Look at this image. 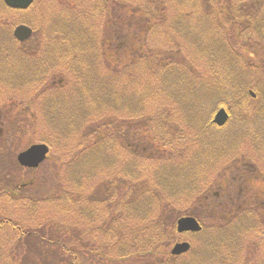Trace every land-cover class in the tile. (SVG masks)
I'll return each mask as SVG.
<instances>
[{
	"label": "rangeland",
	"instance_id": "obj_1",
	"mask_svg": "<svg viewBox=\"0 0 264 264\" xmlns=\"http://www.w3.org/2000/svg\"><path fill=\"white\" fill-rule=\"evenodd\" d=\"M148 1L127 0L118 6L117 0H108L107 3L106 0H73L75 4L69 10L68 20L61 15L62 11H67L64 7L66 2L62 1L64 4H60L58 0H34L32 7L25 12L18 10L3 12L0 10V23H6L13 27L19 24L24 25L23 22H27V25L34 26L31 27L34 31H41V36L39 34L38 37L34 36L25 41H18L14 37V39L0 38V70H2L0 72V185L4 187L0 189V223L3 222V228L0 227V264H53L54 258L51 256L54 253L49 254L45 251L49 248H45L44 242L39 243L35 236H30L44 232L43 228L50 232L49 226L52 222L63 224L66 229L67 241L81 234V243L84 246L89 244V249L81 247V250H78L82 251V255L79 256L80 264H119L118 261H111L110 257L120 256L117 251L120 246L115 247L114 240L106 236L104 230L98 228L99 226H109L114 218L120 222H126L125 217H127L128 223H130L129 229L137 228L142 231L144 224L141 220L132 219L131 217H135V215L129 214V210H122L124 217H120L121 212H110V206L113 204L115 208L117 206V199L113 197L117 192L114 187L116 188L117 184L127 181L126 172H130V187H126V193L130 198H134V203L141 196L140 193H136L137 191H133L134 188L142 187L144 190L149 189L157 192V197L152 201L154 204L152 212L147 213L146 217L141 216L140 218L150 217L151 222L155 225L164 219L162 217L164 206L166 208L173 207L174 212H184L185 210L198 212L201 217L199 221L205 227L204 232L206 231L208 236L220 239L217 249L210 253L198 249L200 238L189 234L186 237L176 236V240L186 241L191 246L190 251L179 256L180 264H264V209L258 205L254 206L255 208L248 206L246 209L251 211L248 212L242 208L234 209L232 205L229 206L225 203L230 200L232 204L243 203L245 200L250 202L256 200L255 202L259 201L264 205V185L257 178L250 184V192L256 195V198L254 196L252 198L251 195H243L240 198L238 195L232 196L229 193L230 191L237 192V189L240 188L245 177L244 171L248 166L246 164H250V162L253 164L254 161H257V164L254 163L257 169L264 171V159L257 149L259 140L256 142L251 137L237 135L240 130L234 124L224 126V128L212 124L213 115L219 109H225L224 106L216 107L217 111L215 110L216 112L210 117L208 115L213 110V104L209 103L213 102V98L216 97L213 80L210 81L212 72H208L202 65L197 66L193 58L191 59L190 52L183 49L181 52L182 66L178 64V61L173 65L180 68L179 72H176L178 84L172 85L173 83L167 84V82L164 84V75L152 76L149 73L150 64L160 56L156 53L141 54L146 59L134 62L138 65L139 71L135 78L133 77L136 86H138L139 95L142 97L141 112L143 114L140 116L141 114H130L133 109L131 106L134 103V93L131 91L130 85V72L133 71L130 66L132 67L133 60L130 58L124 64L123 69L116 72L109 61L106 63L104 59H114L117 62L124 60L119 58L121 53L119 33L124 34L130 28L131 34L135 29V19L143 21L135 13L138 10H146L139 6H143ZM227 1L231 2V0ZM95 2L101 3L97 9L93 8ZM165 2L166 5L162 8L165 10L164 21L167 25L150 24V26H154L161 39L155 35L156 40H148L146 45H159L155 47L160 48L164 41L166 44L170 39H175L172 36L174 32L169 27H171L174 13L175 15L179 13L173 10L168 0ZM130 3L132 7H130ZM157 8L152 9L148 15L153 16L155 11L162 10L160 6ZM238 9L240 10H237V13H233V15L230 13V21L238 22L240 27L239 30L234 31V46L240 49L238 50L240 60L246 61L245 58H247L252 61L254 64L252 76L254 80H257L264 75V60L261 57L264 56V45L259 47L255 45L256 40L253 37L246 39L244 37L245 29L252 28L253 21L245 19L243 12L253 13L254 9L249 6H243L242 9L240 6ZM87 11H92V14L87 16ZM148 11L146 10V12ZM231 12H235V10ZM146 20L144 19V21ZM52 22L56 24H52ZM243 22L249 24L244 26ZM58 25H62L61 29L67 28L64 31H58L61 30L58 29ZM5 29L7 31V26L2 24L1 30L5 31ZM10 29L13 32L14 28ZM85 32L91 33L92 39ZM97 32L106 33V37ZM57 33L61 38L52 39L51 36H55L53 34ZM69 34L76 37L75 44L78 43L81 48L86 46L96 54L97 60H94L91 65L94 71L87 68L86 62L80 58L78 62L72 64H67L71 61L63 63L58 59L59 63L57 64L52 57V51L45 50L48 44L57 41L56 44H59L62 55L70 51L80 53L77 45L78 49L73 47L70 50L62 45L64 42L71 43V39L67 38ZM139 40H132V42L139 43ZM177 42L180 45L183 44L178 39ZM21 44L27 49H35L33 52L36 54H32L31 57L35 55L32 59L43 54L45 60L39 61V57L37 58L39 62L35 66V71L38 74L36 77L30 75L25 82H22L20 73L17 74L21 70L20 61L27 59L23 58L25 54L17 52V46ZM216 48L223 52L234 49L225 39H219ZM20 55L22 56L20 57ZM8 56L12 57L11 63L7 60ZM32 59H27V61H32ZM62 59L64 60V56ZM187 63H189V68ZM80 67L84 74H89L90 71L91 75L95 74L98 84L97 90L91 89L92 92L86 95L88 96L86 102H89L90 106L92 105V100L89 98L92 95L104 98V105L108 110L104 112L96 109L95 114L90 115L84 121L86 126L82 125L70 134L68 130L71 122L65 121L67 117L61 114L66 107L64 106L66 99L62 97L68 94L63 90L65 81L61 80V77L71 75L73 81L75 80L74 75L80 74L79 76H82L83 79L85 75L78 70H73V68L79 69ZM165 69H169V66L164 67ZM110 72L115 73L113 80H110L111 74H108ZM103 78L105 80L101 84ZM185 78L195 79V83L190 85L192 96L190 97V94H188L189 97L187 94L183 95L180 103L176 100L172 101L171 97L176 92L175 88L184 86L182 81ZM96 81L92 80L91 84ZM216 81L218 82V80ZM189 82L191 84L190 79ZM111 85L116 87L120 94L116 93L117 100L110 98L108 88ZM68 86L75 85L70 83ZM65 88L67 89L66 86ZM247 90L258 93L253 89V86ZM105 95L109 97V100L105 101ZM231 99L228 106L234 107V102L232 103ZM201 100L209 101V103L204 106L205 111L202 118L197 120L198 123L185 119L184 117L191 108L190 102H192L195 112L200 108ZM8 101L11 103L8 104ZM137 102L140 103V101ZM68 113H71L70 107ZM108 121H111L112 124L116 121L123 123L121 130L115 133ZM94 124H98L99 137L105 135L108 142H104L103 146L109 143L108 151L112 142L117 139V133L125 131L126 139L134 142V148L132 149L130 146V160L128 161L126 154H123L124 158L120 157L118 152L121 145L118 141L117 151L116 149L111 150V154H109V156H113L116 151L115 155L117 153L119 155L116 159L114 155V158L112 157L109 161L99 160L102 167H99L98 162L94 173H86L89 171L88 166L85 167L88 170L83 168L82 173L72 171L68 166L71 163L70 158L74 154L71 153L79 151V135L84 138L82 147L91 144V139L98 137L97 135L90 137V133L94 131V126L92 127ZM16 127H19L16 132L11 133ZM84 127L85 133L81 132ZM31 129L34 131L30 132ZM199 133L202 134L200 141L197 139ZM236 136L237 138H235ZM113 137H115L114 140ZM33 144L46 145L49 154L47 159L41 162L35 170H28L16 162V156ZM125 149L124 147V151ZM133 173H136L137 176ZM75 176L76 178L79 176V182L74 181ZM171 183H174V186L177 183L187 184L180 190L176 189L174 193L168 189L173 186ZM22 184L24 186L21 187ZM20 187L21 190L18 192L16 188ZM218 189L223 194L222 198L215 194ZM62 193L63 196H61ZM214 198L216 200L220 198L225 209L213 201ZM146 202H150V199L147 198ZM198 203L200 204L197 206ZM217 207L221 211H215L211 215L210 210ZM98 210L100 214L97 213ZM229 211L233 215L224 216ZM13 226L17 229H13ZM51 227L54 229L53 225ZM237 228L243 237L237 236V240L241 243L240 245L236 244L233 250H227L224 245L229 242V238L233 236ZM159 231L163 236L162 242H160L163 247H159L160 257L158 260H162V264H168L172 262L171 249L175 242L170 246L164 247V245L167 241L166 238H175V234L172 237L165 234L161 226ZM72 232L74 234L78 232V235H74ZM23 234L27 235L23 236ZM140 241L142 242V239L136 241V247ZM142 246L144 250H149L146 243L142 242ZM133 251V257L137 259L138 250L133 249ZM91 258H94V261Z\"/></svg>",
	"mask_w": 264,
	"mask_h": 264
},
{
	"label": "trees",
	"instance_id": "obj_2",
	"mask_svg": "<svg viewBox=\"0 0 264 264\" xmlns=\"http://www.w3.org/2000/svg\"><path fill=\"white\" fill-rule=\"evenodd\" d=\"M58 1L60 2V4L63 3L62 1L66 2V5H64V7L67 9V11H62L61 15L68 20L69 10L70 8H72V6H74L75 3L73 2V0H58ZM123 1L127 2V0H117V5L121 6ZM165 1L166 0H149L143 6H139L140 8L144 7L146 10H149L148 12H146V10H138L135 13L140 18H142L143 21L135 19L136 20L134 21L135 29L132 30L131 34H130V28L124 34L119 33V36H121V38L119 39L120 40L119 50L121 51V53L119 54V58L124 60H119L117 62L114 61V59L104 58L106 60V63L109 61V64H111L112 68L116 72H119L121 69H123L124 64L127 63L130 58L133 60L132 67L130 66V69L133 68V71L130 72V85L132 87L131 91L134 93V101H133L134 103L131 106L133 109L130 111V114L133 115L141 114L140 116H142L143 114L141 112L142 97L141 95H139L138 86H136L137 84L134 80L135 75L139 71V67L138 65L134 64V62L136 63L138 61H142L143 58L146 59L145 57H143L144 55L142 56L141 54L146 53L151 55L152 53H156L157 55L160 56V58L153 60L152 63L150 64L149 66L150 75L152 76H156L158 74H161L162 76L164 75L163 77L164 84L167 82V84L173 83L172 85H176L178 84V82L176 81L177 79L176 72L177 71L179 72L180 68L178 66H173V65L176 64V62L178 61V64L182 66L183 58L181 56V52L183 49H186L188 50V52H190L191 59L193 58L194 63L197 64V66L202 65L203 67L206 68L208 72L209 71L212 72V74H210V81L213 80L212 84L214 86L213 88L215 89L214 93H216V97H214L213 102L210 103L209 101L205 102L201 100L200 108L195 112L193 111L192 102H190L191 108H189V111L186 117L184 118L187 119L188 121L197 122L198 119L202 118V114L205 111L204 106L206 105V103L207 105L208 103L213 104V110L210 111V114H208L209 117L217 111L216 107L221 108L224 106L225 110L229 114V120L225 126L234 124V126L240 130V131L238 130L240 133H237V135L244 137H251L256 142L259 140L258 141L259 143H257L258 144L257 149L260 151L261 156L264 159V75H262L260 79L257 78V80H254L252 76L253 74L252 70L254 69V64L252 63V61L247 58H245L246 61L240 60V57L238 55L239 52L238 50L240 49L234 46L235 37H233L234 31L240 29L239 23L230 21V17H231L230 13L231 15H233V13H237L238 12L237 10H240L238 9V7L241 6L242 9L243 6H249L250 8L254 9L253 13L243 12L245 14L244 15L245 19H248L249 21H253L251 23L252 28L245 29L244 37L245 39L248 37H253V39L256 40L255 45H258L259 47L263 46L264 45V0H248L247 2L245 0H231L230 3H228L227 0H168L172 5L173 10L179 13L178 15H175L174 13L171 27H169V29H171L174 32L172 36H174L176 40L170 39V41H168L166 44L164 41L162 43V46H160V48L155 47L159 45H152L150 43L149 44L151 46L146 45L148 40L151 41L156 40L155 35H158L157 32L155 31L154 26H150L151 23L154 25L158 24L160 26L167 25L165 24L164 21L165 10L162 8L163 6L166 5ZM107 2L108 0H106V3ZM140 2H142V0H140ZM100 4L101 3L95 2L93 8L97 9L98 5ZM233 4L235 7L233 6ZM159 6L160 8H162V10L155 11L153 16L148 15L152 12V9L154 8L158 9L157 7ZM130 7H132L131 3H130ZM227 9H229L230 11H228ZM0 10L6 12V11H10L11 9L7 8L0 0ZM234 10L235 12H231ZM86 14L87 16L91 15L92 11H87ZM144 19L147 20L144 21ZM2 24L7 26V31L6 29L5 31L1 30ZM23 24L27 25L28 23L23 22ZM52 24H56V23L52 22ZM248 24L249 23L247 22L242 23V25L244 26ZM61 26L62 25H58L57 26L58 29H61L60 28ZM232 26L234 28H230ZM9 27L13 29L15 26L12 27V26H8L6 23H0V38L3 37L4 39L5 37H7L14 39L13 36L11 35L12 31ZM30 27H34V26L30 25ZM66 28L67 27H64V29L58 31H64ZM40 32L41 31H34L35 36L38 37L39 34L41 36ZM85 33L89 36V38L92 39L93 35L91 33H87V32ZM97 33L103 37H106V33L103 34L99 32ZM53 35L55 36H51L52 39L58 40L61 38L58 33ZM158 37L161 39L159 35ZM67 38L71 39V43L64 42L62 45L66 48H69V50L70 48L73 47H75V49H78L79 47L80 53L70 51L62 55V52L58 46L59 44H56L58 42L55 41V43L48 44L47 47L45 48V50L47 51H52L53 56L52 55L50 56L53 57L54 62L56 63L57 60L59 59L58 60L59 62L63 61V63H65L71 61L68 62L67 64H72L78 62L79 61L78 59L80 58L81 60L86 62L87 68L89 69L91 68L90 70L94 71L91 65L93 64L92 62L94 60H97L96 54L93 53L91 49L86 48V46L84 48H81L78 43L75 44L74 40L76 37L72 36L71 34H69ZM134 38L138 40L140 39L139 43L134 44L132 42V40H136ZM177 39L179 41H182L183 44L181 43L180 45V43L177 42ZM219 39L227 40L234 47L233 51L227 50L228 52H223L217 49L216 43L217 41L219 43ZM237 40L239 41L240 38ZM170 45L172 47H169ZM36 49L38 48L36 47ZM223 49L226 48L223 47ZM33 51H35L34 48L30 50L29 48L28 49L25 48L24 45L22 44L17 46V52L25 54V57L23 58L32 59L35 56L34 55L33 57H31L32 54H36ZM249 55L254 56L252 54ZM21 56L22 55H20V57ZM63 56H64V60L62 59ZM38 57H39V61L41 59L42 61H45L43 54H39ZM38 57H35L34 59H32V61H27V59H23V61H20L19 65L21 66L20 67L21 70L20 72H17V74L20 73L21 78L23 80L22 82H25L30 75L36 77V75L38 74V72L35 71V66H37L36 64L39 62L37 61ZM261 57L264 60V56L262 55ZM7 58L6 59L11 63L12 57L8 56ZM59 62H57V64ZM168 66L169 69L164 70V67L167 68ZM188 66L189 63H187V67ZM73 70L75 71L78 70L83 75H85V77L82 79L81 78L82 76L81 77L79 76L80 74L74 75L75 80L78 81L75 80L72 81L71 75L70 76L63 75L61 77L62 78L61 80L65 81V86L67 87L66 89L64 86L63 90L68 93L65 95V97H62L63 99H66L64 105L66 107L61 114L67 117L65 121L71 122V126L68 130L70 134L74 133V130H77L80 126L82 125L86 126L87 124H85L84 121L88 119L90 115L95 114L94 111L96 109L98 111H104V112H107L108 110V108L105 107L104 105V98H100V97L97 98L96 96L92 95V97H89L92 100V105L90 106L89 105L90 103L86 102L88 97L86 95H89L90 92H92L91 89H95V90L98 89L96 88L98 84L95 79V74L91 75L92 74L91 71H90L91 74L90 73L87 74L86 72H85L86 74H84L81 70V67L79 69L73 68ZM140 70L143 71L142 68H140ZM191 70L193 71L192 66H191ZM226 71H228V73H226ZM0 72H2V70H0ZM108 74H111L110 80H113L114 79L113 75L115 73L110 72ZM215 78L216 80H218V82L215 80ZM189 79L191 81V84L189 82ZM92 80H95L96 82H94V84H91ZM104 80L105 79L103 78L101 84L104 83ZM182 82H184V86L175 88L176 92L173 93L171 97L172 101L176 100L180 103V100H182L183 95L185 96L187 94L188 96V94H190V97L192 96L193 92L191 91L190 85L195 83V79L185 78V80L183 79ZM70 83L72 85L74 84L75 86L69 87L68 84ZM250 86H253V89L258 91V93L255 91L256 94L255 98H252L249 95L248 92L249 90L247 89H249ZM108 92L111 95L110 98H112L113 100H117L116 93L120 95L118 93L117 88L113 87V85H111V87L108 88ZM38 93L41 94L40 92ZM230 99L232 100V103L234 102V107L228 106ZM106 100H109V97L107 95H105V101ZM137 101H140V103ZM10 103L11 102L8 101V104ZM215 103L217 104L215 105ZM69 107L71 109V113H68ZM71 115L74 117H72ZM108 124L110 126L112 125V129L115 130V133L120 131L121 126L123 125V123L117 121L116 123L114 122L113 124L111 123V121H108ZM62 126L64 127L63 123ZM56 127L57 125L55 126V128ZM92 127L94 131L90 133V137L91 136L95 137L96 135L98 137L97 138L95 137L96 139L95 138L91 139V144L87 145L86 147L85 145L84 147H82L84 138L81 135H79V142H80L79 151H77L76 153L75 152L71 153L74 154L70 158L71 163L68 166L72 171L82 173V169L88 166L89 171L86 172L87 174L96 172L95 166L99 162V160L104 159L109 161L112 159V157L114 158L115 152L117 151L118 148L117 146L118 141L121 145L120 146L121 149H119L118 152L120 153V157L122 158L123 156L124 158L125 156L123 154H126V156L128 155V161L130 160V156H129L130 146L133 149L134 142L130 139H126L125 131L124 133L123 131L117 133L118 135L117 139L114 140L115 137H113L115 143L112 142L111 147L108 151L107 145L109 143L104 144L103 146V143L106 142L107 140L105 139V135L104 137L103 135L99 137L98 133L100 132H98V128H97L98 124H94L92 125ZM18 128L19 127L13 129L11 133L16 132ZM33 131L34 129L30 130V132ZM81 132L83 133L86 132L85 127L84 130ZM93 132H95L96 134ZM201 138H202V134L199 133L197 136L198 141H200ZM235 138H237V136ZM124 147L126 148L125 151H124ZM222 148H224V146H222ZM115 149L116 151L113 153V156H109V154H111V150H115ZM118 153L115 155V159L117 156H119ZM254 163L257 164V161H254ZM254 163L252 164V162H250V164H246L248 166L244 171V176H245L244 180H242L243 182L240 184V188L237 189V192L235 191L229 192L232 196L238 195L240 198H242L243 195L244 196L251 195L252 198L253 196L254 198H256V195H253L250 192L251 191L250 184L255 178H257L264 185V174H263L264 171L263 169L258 170ZM100 165L101 163L99 162V167H102ZM85 169L88 170V168ZM126 174H127V181H125V183L121 182L120 184H117L118 187L116 188L114 187V189L117 192L114 194L113 197H116L117 199V206L116 208L114 204L110 206V212L111 213L121 212L120 217H124L122 214L123 213L122 210H129L130 211L129 214L135 215V217H131V218L134 219L135 221L141 220L142 223L144 224V227L142 231H140V229L137 228L135 230L129 229L130 223H128L127 217H125L126 222H120L119 220H116L114 218L109 226L107 227L99 226L98 229L104 230L105 235L111 237V239L114 240L115 247L120 246L117 249L118 253H120V256H114V257L109 256L110 260L113 262L118 261L119 264H162L163 263L162 260H158L160 257L159 247L160 248L163 247V244L160 243L162 242L163 236L159 231V227L161 226L164 233L171 237L174 236L175 234V238L174 237L166 238L167 241L164 247L168 245L170 246L171 243L176 241L177 235L175 230V226H176L175 223L177 218L182 216H192L199 221L201 219L200 214L194 211L191 212L190 210H185L184 212H174V210L172 209L173 207L166 208L164 206L165 209H164V213L162 214V217H164V219L158 221V223H156L155 225H153V223L151 222L150 217L140 218L141 216L146 217L147 213L152 212V206L154 207L152 201H154V198L157 197V192H154L153 190H149V189L144 190L142 187L134 188L133 191L134 192L137 191L136 193H140L141 195L139 200L134 203L133 202L134 198L132 197L130 198V196L126 193V187H130V172H126ZM133 174L137 176L136 173ZM74 181L79 182L80 181L79 176L77 178L75 176ZM174 183L171 184L173 185ZM186 184L177 183L176 186L174 185L170 186L168 187V189L175 193L176 189L180 190ZM22 186H24V184H22L21 187ZM21 187L16 188L18 192L19 190H21ZM2 188L4 187L0 185V189ZM127 189L129 190V188ZM218 191H217L218 196L222 198L223 194L220 193V190ZM61 196H63V193ZM147 198L150 199V202H146ZM152 198L153 200H151ZM220 198L218 200L214 198L213 201L220 204L221 205L220 207H223V209H225L224 208L225 205L223 204V202H221ZM255 201L256 200L250 202L248 200H245L243 203L237 202L236 204L235 203L232 204L230 200L225 203L229 206L232 205L234 209L235 208L246 209L248 206L249 208L250 207L255 208L254 206L257 205L261 206L264 209V205L262 203H260L259 201L257 202ZM200 203L196 205L198 206ZM246 210L248 212L250 211L249 209ZM215 211H221V210L218 209V207L211 209L210 210L211 215H213ZM97 213L100 214V211L98 210ZM228 213L225 214L224 216L230 217L233 215L231 211H229ZM51 225L54 226V229L51 227ZM51 225L49 226L50 232H48L45 228H43L44 232L42 233L38 232L37 235H30V236H35V239L39 243L44 242L46 246L44 247L49 248V250H45V251H47L49 254L54 253V255L51 256L54 258V260H52L53 264H80L79 256L82 255V251H78V250H81V247H85L89 249V244L84 246L81 243V234L78 235V232L76 234L72 232L74 235H78V236L72 237L67 241L66 229L64 228L63 224L52 222ZM204 228L205 227L202 226L201 232L194 234V236L200 238V246L198 247V249H201L202 252L205 250L212 253L217 249L220 243V239L218 237L213 238L211 236H208L206 234L207 232L206 231L204 232ZM239 228H237V231H235L233 236L229 238V242H227L224 245L227 250H233L236 244L240 245L241 242L237 240V236L241 238L243 237L240 235V232L238 230ZM46 233L47 235L45 236ZM245 233H249V232H245ZM24 235L27 234H23V236ZM138 239H142V242L146 243L149 246V250L143 249L141 241L139 242L138 247H136L137 245L136 241H138ZM106 240L109 241V239L107 238ZM133 249L138 250L139 254L137 255V259L133 257L134 256ZM91 259L94 261V258ZM179 259H180L179 257H172V262L168 264H180Z\"/></svg>",
	"mask_w": 264,
	"mask_h": 264
},
{
	"label": "water",
	"instance_id": "obj_3",
	"mask_svg": "<svg viewBox=\"0 0 264 264\" xmlns=\"http://www.w3.org/2000/svg\"><path fill=\"white\" fill-rule=\"evenodd\" d=\"M3 3L10 9L13 10H27L33 3L34 0H2ZM14 37L18 41H24L32 35V30L25 26L19 25L14 29ZM228 120V115L224 109H220L213 120V123L219 127L223 126ZM48 153V148L45 145L38 144L32 145L25 151L20 153L17 157L18 163L26 168H35L41 162L44 161L46 154ZM201 228L195 219L191 217L181 218L177 221V231L179 233L183 232H198ZM189 249L187 243L176 244L171 253L173 255H179L186 252Z\"/></svg>",
	"mask_w": 264,
	"mask_h": 264
},
{
	"label": "flooded vegetation",
	"instance_id": "obj_4",
	"mask_svg": "<svg viewBox=\"0 0 264 264\" xmlns=\"http://www.w3.org/2000/svg\"><path fill=\"white\" fill-rule=\"evenodd\" d=\"M230 220V219H229ZM3 223V222H2ZM2 223H0V227H2L3 228V225H2ZM13 229H17V227H15V226H13Z\"/></svg>",
	"mask_w": 264,
	"mask_h": 264
}]
</instances>
